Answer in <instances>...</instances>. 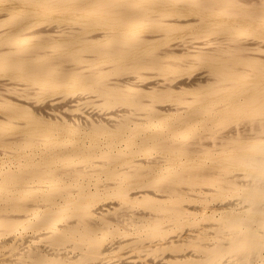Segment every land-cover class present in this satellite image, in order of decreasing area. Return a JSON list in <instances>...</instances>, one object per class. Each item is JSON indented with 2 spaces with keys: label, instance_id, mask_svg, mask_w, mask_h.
I'll return each mask as SVG.
<instances>
[{
  "label": "bare ground",
  "instance_id": "1",
  "mask_svg": "<svg viewBox=\"0 0 264 264\" xmlns=\"http://www.w3.org/2000/svg\"><path fill=\"white\" fill-rule=\"evenodd\" d=\"M0 264H264V0H0Z\"/></svg>",
  "mask_w": 264,
  "mask_h": 264
},
{
  "label": "rangeland",
  "instance_id": "2",
  "mask_svg": "<svg viewBox=\"0 0 264 264\" xmlns=\"http://www.w3.org/2000/svg\"><path fill=\"white\" fill-rule=\"evenodd\" d=\"M61 90H62V89H61ZM89 91H90V90H89ZM59 92H60V89L56 92V94L59 93ZM62 92H63V91H61V95H60V93H59V94H57V96H60V97L63 96V98H64V97L67 98L68 96H70L69 94H63ZM85 92H88V91L86 90ZM64 93H66V92H64ZM56 94H55V95H56ZM49 95H50V94H49ZM51 95L53 96L54 94L52 93ZM51 95H50V97H52Z\"/></svg>",
  "mask_w": 264,
  "mask_h": 264
}]
</instances>
